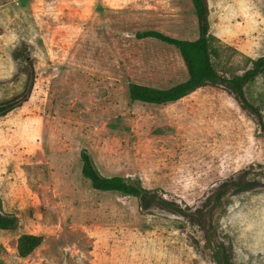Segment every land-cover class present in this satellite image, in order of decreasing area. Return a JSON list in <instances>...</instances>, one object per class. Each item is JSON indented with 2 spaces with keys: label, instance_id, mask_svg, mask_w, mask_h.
I'll list each match as a JSON object with an SVG mask.
<instances>
[{
  "label": "rangeland",
  "instance_id": "374dc122",
  "mask_svg": "<svg viewBox=\"0 0 264 264\" xmlns=\"http://www.w3.org/2000/svg\"><path fill=\"white\" fill-rule=\"evenodd\" d=\"M211 60L224 76L264 53V0H206ZM154 28L197 36L190 0H0V264H216L195 209L211 210L213 239L231 264H264V131L224 82L167 104L130 101V82L167 87L186 69L174 46L136 36ZM264 122V69L245 87ZM87 151L105 176L141 197L93 189ZM21 233L42 235L19 256Z\"/></svg>",
  "mask_w": 264,
  "mask_h": 264
},
{
  "label": "trees",
  "instance_id": "16d2710c",
  "mask_svg": "<svg viewBox=\"0 0 264 264\" xmlns=\"http://www.w3.org/2000/svg\"><path fill=\"white\" fill-rule=\"evenodd\" d=\"M193 6L197 36L193 39L178 38L154 28H149L136 33L139 38L151 37L165 45L174 46L183 61L187 76L167 87H155L137 82H130L127 88V97L130 101H143L152 104L172 103L185 96L198 87L217 85L224 82L227 89L233 94L239 105L252 111L258 118L261 129L264 131V122L257 106L249 101L245 95V85L253 80L264 69V53L251 60V65L240 74L224 76L214 66L211 60L209 47V17L206 0H190ZM33 84L32 73L29 74L22 91L0 100V115H4L21 105L27 98ZM80 172L88 179L91 187L100 191H115L124 195L141 197L146 190L139 184L129 181L121 175H102L95 167L90 154L80 151ZM234 183L220 186L213 196L203 205L195 209L194 220L203 230L206 246L211 250V257L216 264H231L228 248L222 243L214 241L211 210L219 205L223 195ZM16 226V218L12 215L0 213V228L12 229ZM42 241V235L34 233H21L17 237L16 250L19 256L28 255Z\"/></svg>",
  "mask_w": 264,
  "mask_h": 264
}]
</instances>
